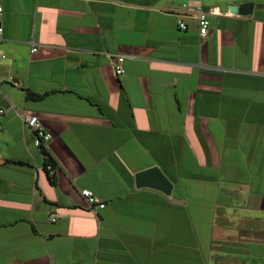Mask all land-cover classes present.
I'll use <instances>...</instances> for the list:
<instances>
[{
    "label": "crops",
    "instance_id": "1",
    "mask_svg": "<svg viewBox=\"0 0 264 264\" xmlns=\"http://www.w3.org/2000/svg\"><path fill=\"white\" fill-rule=\"evenodd\" d=\"M0 1V264H264V0Z\"/></svg>",
    "mask_w": 264,
    "mask_h": 264
},
{
    "label": "built area",
    "instance_id": "2",
    "mask_svg": "<svg viewBox=\"0 0 264 264\" xmlns=\"http://www.w3.org/2000/svg\"><path fill=\"white\" fill-rule=\"evenodd\" d=\"M181 9L183 11H187L189 9V5L187 3L182 4ZM3 6L0 1V16L3 14ZM211 14H221L219 9L217 7H212L209 9H206L204 6H198L194 13V17L197 20L198 27H199V34L201 37H206L209 33L210 29V19L209 15ZM178 27L184 31L188 28L187 23L183 19L178 20ZM2 31V27H0V32ZM37 48H33L32 51H36ZM6 58L4 54L0 53V63ZM114 59V65H115V71L117 75H122L124 73V69L122 66V62L124 61L123 55H117L113 57ZM4 109L0 108V118L4 114ZM24 120L26 121V124L29 126L31 130H33L36 133L35 143L38 146L44 145L46 146V143L51 139L52 135L45 131L40 123V120L38 116L36 115H25ZM45 159H49V157L45 154ZM46 169L50 173L51 176L55 173V166L52 164V162L46 163ZM82 195L86 199L90 209L94 210L95 207L104 208L105 203L101 201V199L96 196L91 190L84 189L82 190ZM51 221H55V217L51 216Z\"/></svg>",
    "mask_w": 264,
    "mask_h": 264
},
{
    "label": "water",
    "instance_id": "3",
    "mask_svg": "<svg viewBox=\"0 0 264 264\" xmlns=\"http://www.w3.org/2000/svg\"><path fill=\"white\" fill-rule=\"evenodd\" d=\"M252 9L253 3H246L241 5V7L236 5L231 7L232 11L236 12L239 10L241 14H249L252 12ZM136 183L138 187H150L158 189L167 195L172 194L174 187V183L159 166H153L137 173ZM173 201L178 202V199H174Z\"/></svg>",
    "mask_w": 264,
    "mask_h": 264
},
{
    "label": "trees",
    "instance_id": "4",
    "mask_svg": "<svg viewBox=\"0 0 264 264\" xmlns=\"http://www.w3.org/2000/svg\"><path fill=\"white\" fill-rule=\"evenodd\" d=\"M29 95L32 96V97H41V95L33 94L32 92H30ZM40 147L42 148L43 153L46 154L49 157V159L46 160V163L47 162H52V164L55 165V162H54V159H53L52 155L48 152V150L45 148V146L41 145Z\"/></svg>",
    "mask_w": 264,
    "mask_h": 264
}]
</instances>
